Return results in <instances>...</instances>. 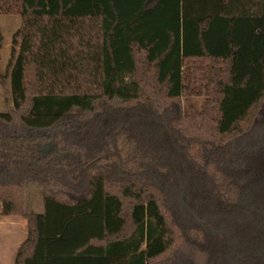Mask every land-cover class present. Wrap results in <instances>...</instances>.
Listing matches in <instances>:
<instances>
[{
  "label": "trees",
  "instance_id": "1",
  "mask_svg": "<svg viewBox=\"0 0 264 264\" xmlns=\"http://www.w3.org/2000/svg\"><path fill=\"white\" fill-rule=\"evenodd\" d=\"M0 15L22 17L0 113V218L29 226L16 264H264V0Z\"/></svg>",
  "mask_w": 264,
  "mask_h": 264
},
{
  "label": "rangeland",
  "instance_id": "2",
  "mask_svg": "<svg viewBox=\"0 0 264 264\" xmlns=\"http://www.w3.org/2000/svg\"><path fill=\"white\" fill-rule=\"evenodd\" d=\"M22 26V17L20 15H0V113H5L12 108L13 100L11 93V67L10 63L15 48V35ZM19 51V47H17ZM204 102L203 98H192L189 101L184 100V108L191 111L190 106L194 105L199 110ZM27 211L32 213H42L43 190L40 185L30 184L27 190ZM7 218V217H4ZM11 220H17L20 224L25 222V234L28 237V221L21 217H8ZM3 219V218H0ZM17 235L21 236V227L16 230Z\"/></svg>",
  "mask_w": 264,
  "mask_h": 264
},
{
  "label": "crops",
  "instance_id": "3",
  "mask_svg": "<svg viewBox=\"0 0 264 264\" xmlns=\"http://www.w3.org/2000/svg\"><path fill=\"white\" fill-rule=\"evenodd\" d=\"M25 225L8 217L0 219V264H16L18 250L27 239ZM19 227L21 236L16 233Z\"/></svg>",
  "mask_w": 264,
  "mask_h": 264
}]
</instances>
